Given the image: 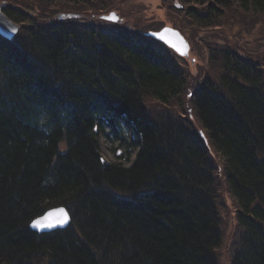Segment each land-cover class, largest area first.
<instances>
[{"label":"trees","instance_id":"16d2710c","mask_svg":"<svg viewBox=\"0 0 264 264\" xmlns=\"http://www.w3.org/2000/svg\"><path fill=\"white\" fill-rule=\"evenodd\" d=\"M5 1V12L24 26L14 39L0 38V264H35L34 257L42 264H218L222 232L211 147L223 157L237 200L231 264H264V65L230 56L220 78L226 89L210 84L194 96L209 142L174 116L168 120L177 124L155 139L138 96L126 90H151L168 105L183 87L172 51V57L155 52L151 42H161L123 24L59 21L51 11L42 18L24 9L32 10L27 0ZM179 1L180 13L190 3L213 2L198 17L203 30L218 25L234 4L264 13V0ZM33 17L40 24L29 23ZM69 74L76 82L71 89L62 85ZM115 96L114 111L132 118L145 138L130 167L102 160L92 126ZM41 111L53 124L48 133L38 125ZM64 137L70 150L57 156ZM60 204L75 223L50 233L30 229L34 218Z\"/></svg>","mask_w":264,"mask_h":264},{"label":"rangeland","instance_id":"374dc122","mask_svg":"<svg viewBox=\"0 0 264 264\" xmlns=\"http://www.w3.org/2000/svg\"><path fill=\"white\" fill-rule=\"evenodd\" d=\"M27 4L32 10L26 6L24 9L30 11L34 16L41 15L42 18H45V16L50 15L48 11H51V15L56 13H76L81 15L80 19L84 22L99 17L100 13L116 10L121 17L125 18L124 27L132 28L141 33L157 30L163 25H173L171 20L175 18V15L168 11V8L176 15L178 13L177 10L181 11L180 6H177L181 5L179 0H91L83 4L64 3L61 5L64 7H61L60 4L52 6L43 0H27ZM107 4L109 7L106 10H91L92 7L97 6L98 8ZM170 5H172L171 8ZM225 15V18L218 25L208 28L203 35L200 30L196 29L195 31L193 26H188V28L185 26L186 33L192 38L194 47H196L191 53V57L195 58L196 61L192 63L191 59L187 61L183 59L182 63L186 70L194 73L197 77L200 75H211L214 77L221 71L220 67L214 68L205 64L208 56L207 48L217 51L218 49L229 48L230 45L236 46L235 49L241 50L242 55L256 58L264 65V13L245 11L237 4H234L226 9ZM247 17L249 18L248 22L243 20ZM95 20H99L101 21L99 23L107 24L108 26H115L110 22L100 19ZM198 35H201L204 39L207 38L210 43H207V46L204 43H196L194 40ZM171 51L174 56L178 55L175 51ZM214 69L218 70L216 75H213L215 72L212 73ZM160 107L165 110L170 105H161ZM125 137L128 139L131 136L125 135ZM100 140L101 152L106 161L114 162L123 158L127 165L131 164L135 157V152L132 149L131 156L128 154L130 149L128 142L132 139L123 140L115 136H107ZM209 154L218 178L215 184L222 231L221 244L216 251V256L218 264H231V255L236 246L240 230L237 222L238 206L224 176L222 155L213 150V148H209ZM126 157L128 158L126 159Z\"/></svg>","mask_w":264,"mask_h":264},{"label":"bare ground","instance_id":"6f19581e","mask_svg":"<svg viewBox=\"0 0 264 264\" xmlns=\"http://www.w3.org/2000/svg\"><path fill=\"white\" fill-rule=\"evenodd\" d=\"M1 1L5 2V6L7 5V1H5V0H1ZM180 3H181V1H180ZM210 4H213V2L211 3V2L206 1L202 4L190 3L185 7L183 13L179 17H178V15L181 12L180 10H177L178 13L176 15L173 11H171L168 8V11H171L176 17V19L171 20V22H173V25H163L161 28L154 30V31H162L165 28H173V29L177 28L179 30L180 34L187 38V43H188V47H189L187 54H182L179 52V54L175 56L176 60L174 58L177 66L181 69V73L177 72L176 76L178 79L183 78V87H182L179 95L168 104V105H170V107H167L165 110H163L164 108L160 107L161 102L151 96V95H153L151 93V90L150 91L145 90L144 88H141L140 90H135V89L129 88L127 86L128 87V89L126 90L127 92L135 93L138 96V103L141 107V113L140 114L143 117L145 123L152 128V130L155 134V139L165 138L167 136L166 131H168L169 126L171 124H177L174 121L168 120L169 117L174 116L176 118H180L184 122L186 127H188V129L192 133H195L199 137V139H207L206 141L209 142L208 139H210V138H209V135L206 131V127H205L204 123L202 122L201 116L198 113L197 106H196L195 101H194V96H198L204 90H207L208 89L207 86H209L210 84L213 86H216V87H220L223 90L226 89V87L221 83L220 78L224 74L222 71L227 69V68L224 69V66H225V62L227 61L228 57L231 56V58H232V56L236 57V56L241 55L245 58H249L248 56L242 55L241 50H236L235 49L236 46L230 45L229 48H224V49H220V50L218 49L217 51L215 49L207 48L208 49V54H207L208 56H207V61L205 62V64H208V66L214 67V68L220 67L221 71L219 72V74H217L218 70L214 69L212 71V73L215 72V74H213V75L217 74L214 77H212L211 75H200L197 77L196 75H194V73L185 69V67L182 63L183 59L186 61L188 59H191V62L195 63L196 59L191 57V53L194 51V49L196 47H194L193 40L190 38L188 33H186V31L184 32L182 29L178 28V26H193L195 31H196V29L200 30L201 34L203 35L206 30H203L202 28L196 26V25H198L197 20H198L199 16L201 17L208 10V8L210 7ZM177 6H180V8L183 9L182 3H181V5H177ZM4 7H3V11H2L3 14H5L15 25H18L19 28H18L17 32L14 35H12L11 37H7L6 35H4L0 32V38L2 37L5 40H12L20 33V31L22 30V28L24 26V23L16 21L12 17H10L5 12ZM171 7H172V5H170V8ZM109 13H110V11L100 13L99 17H96L95 19H100V20L105 21V22H110L114 25L124 24L125 18H123V17H121L123 19L122 22H114V21H110V20H107V19L102 17L103 15H108ZM225 16L226 15L224 14L221 20H223L225 18ZM56 17L59 21L66 20L65 18H59L58 16H56ZM95 19H90V20H95ZM243 20L248 22L249 18L247 17ZM40 22H41V20L39 18L36 19L35 17H33V18L29 19V23H31L33 26L40 24ZM87 23H89V22H87ZM109 26H112V25H109ZM129 29H132V28H129ZM193 38H195V37H193ZM194 41L196 43H199V44L204 43L205 46H207V43L208 44L210 43L209 40H207V38L204 39L201 35H198V37H196ZM161 43L151 42L152 46L155 48V52H157V53L160 52V54H162L165 57H172V53H171V50H170V47L168 46V44H166L164 41H162ZM131 46H132V48H137L134 45H131ZM22 53L26 54L27 52L23 50ZM82 61H83V58L71 57V62H73V63L76 62V63L80 64ZM177 62L182 67L179 66V64ZM165 65H167V62H165ZM127 67L130 68L132 71V67L130 65L127 66L125 64L124 68L127 69ZM167 68H168L169 72H174V69L172 67H167ZM196 79H199V80L196 81ZM65 80H66V83H63L62 85L69 87L70 89H71L70 86L76 87L75 86L76 82L73 81V78L70 74L68 75V78ZM126 83H129V82L126 80ZM59 86H60V84H59ZM105 90H106V88H105ZM210 97L213 98L215 96H214V94H210ZM118 101H119L118 97L115 96L113 98L111 108L105 109L101 113H95L97 116H95V120H94V123L92 126L95 125L93 127V129H94V132H96V139H98L99 152H100L102 160L106 163L119 162V163L124 164L126 167H130L137 158L138 150L141 146V143L139 142V140L145 139V138H144L143 133L138 128H136L135 121H133L132 118H127V116L124 113L117 114V112L114 111V109L118 105L117 104ZM47 113H48L47 111H41L40 112L41 117H39V119H38V125H40L41 128L48 133L53 128V124H52V121L50 120L49 114H47ZM100 119H101V121H99ZM125 135H130L131 137H129L128 139H132L128 142V146L130 147V149L128 150V154L131 156L132 149H133V152H135V157H134L133 161L131 162V164L127 165L126 162L123 161V158H120L114 162L106 161V159L103 157V154L101 152V146H100L101 140L100 139L105 138L107 136L108 137L115 136L118 139L121 138L123 140H128V139H126ZM65 139H67V138L66 137L62 138V140H60V142L58 143V147H57L58 149L56 150L57 156L58 155H64V154L68 153V151L70 150L69 145L67 146V141ZM211 148H213V147H211ZM213 150H215V149L213 148ZM127 158L128 157H126V159ZM54 163H55V160H54ZM223 170L225 171L224 167H223ZM115 194L120 195V192L115 191ZM121 196L129 197V195L125 194V193H123ZM234 199L236 200L235 197H234ZM236 202H237V200H236ZM56 208H65V210L67 211V213L70 216V222L68 225L63 224L64 228H57V229H53L50 231H41L40 232L37 230H33V228L31 227V223L35 219H37L38 217L44 216L48 211L56 209ZM38 217L34 218L30 222L29 227H30V229H32L33 231H35L39 234L50 233V232H53L56 230H64V229L70 227L74 221L73 217H72L71 209L68 208L66 205H63V204L55 205V206L48 208L42 215H40ZM237 222H238V220H237ZM74 223H75V221H74ZM88 245L89 246L91 245V247H94L92 244H88ZM42 256L44 258V257H48L49 255L43 254ZM38 258H40V257H36V258L34 257L33 258V260H35L34 261L35 264L41 263L40 259H38ZM45 260L48 261L47 258H45L44 261ZM231 261H232V255H231ZM217 262H218V260H217Z\"/></svg>","mask_w":264,"mask_h":264},{"label":"water","instance_id":"95a60500","mask_svg":"<svg viewBox=\"0 0 264 264\" xmlns=\"http://www.w3.org/2000/svg\"><path fill=\"white\" fill-rule=\"evenodd\" d=\"M5 6V2L0 0V32L7 37H11L14 35L19 26L15 25L5 14H3V7ZM59 18H79L81 15L76 13H60L57 15ZM114 16L115 19H109V17ZM103 18L114 21V22H122L123 19L120 17V14L117 11H111L108 15H103ZM168 30L167 32L165 30ZM147 36L153 37L155 39L164 41L168 44L169 47L175 49L179 54H187L188 53V43L183 35L180 34L178 29L173 28H165L162 31H148L145 33ZM173 44L176 47H173ZM63 210V213H61ZM66 214V220L64 223H57L58 220L64 219ZM40 222V226H37L34 222ZM70 222V216L65 210V208H56L48 211L44 216L38 217L31 223V227L33 230L37 231H50L57 228H64L63 224L68 225ZM50 225V226H49Z\"/></svg>","mask_w":264,"mask_h":264},{"label":"snow or ice","instance_id":"6c2138e0","mask_svg":"<svg viewBox=\"0 0 264 264\" xmlns=\"http://www.w3.org/2000/svg\"><path fill=\"white\" fill-rule=\"evenodd\" d=\"M109 19H115V17L112 16V17H109ZM165 31L167 32L168 30L166 29ZM173 47H176V45L173 44ZM61 213H63V210H61ZM65 220H66V214H65V218H64V219H61V220H58L57 223H64ZM34 223H35L37 226H40V222H39V221L34 222ZM49 226H50V225H49Z\"/></svg>","mask_w":264,"mask_h":264}]
</instances>
